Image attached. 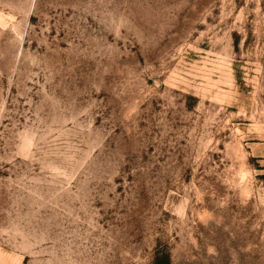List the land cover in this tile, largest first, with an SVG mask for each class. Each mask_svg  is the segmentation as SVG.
<instances>
[{
	"label": "rangeland",
	"instance_id": "rangeland-1",
	"mask_svg": "<svg viewBox=\"0 0 264 264\" xmlns=\"http://www.w3.org/2000/svg\"><path fill=\"white\" fill-rule=\"evenodd\" d=\"M0 264H264V0H0Z\"/></svg>",
	"mask_w": 264,
	"mask_h": 264
}]
</instances>
